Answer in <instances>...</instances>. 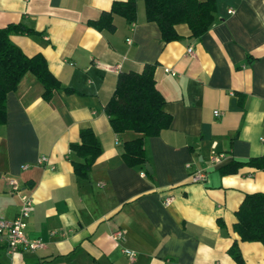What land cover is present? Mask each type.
Wrapping results in <instances>:
<instances>
[{"label": "crops", "instance_id": "0c3cea01", "mask_svg": "<svg viewBox=\"0 0 264 264\" xmlns=\"http://www.w3.org/2000/svg\"><path fill=\"white\" fill-rule=\"evenodd\" d=\"M114 1L0 0V27L21 23L31 30L11 34L12 43L28 56L42 54L71 90L46 101L42 83L28 73L7 95L0 217L15 220L21 210L9 184L16 178L34 201L26 235L42 246L9 254L0 243V264H240L229 253L235 242L242 264H264V245L242 241L234 230L246 194L264 192V170L248 164L221 170L264 156V0H216L208 32L191 38L180 24L183 38L167 43L146 21L141 0L136 22L115 15L113 32L92 26ZM146 65H154L172 123L144 138L145 162L130 166L124 143L140 135L115 133L105 106L119 74ZM85 128L102 154L80 177L69 152ZM214 153L225 156L216 166ZM42 157L48 162L39 165ZM197 169L208 170L204 184L191 181Z\"/></svg>", "mask_w": 264, "mask_h": 264}, {"label": "trees", "instance_id": "16d2710c", "mask_svg": "<svg viewBox=\"0 0 264 264\" xmlns=\"http://www.w3.org/2000/svg\"><path fill=\"white\" fill-rule=\"evenodd\" d=\"M138 1L116 0L110 11L90 24L99 31L116 29L114 16L128 22L137 20ZM145 4L146 21L155 22L160 28L162 41L172 42L183 37L176 26L186 24L191 38H199L208 32L216 20V0H141ZM31 32L23 24L0 27V125L7 121V95L15 91L21 80L32 73L44 87L43 97L50 101L56 91L64 90L60 81L50 72L42 54L28 56L10 40L11 34ZM165 99L156 87L154 65H146L141 72H121L115 91L105 106L112 129L117 134L137 133L140 136L124 143L123 159L130 165L145 162V137L159 136L172 123V116L163 108ZM80 141L70 145V158L77 176L86 177L102 154V146L90 128L82 129ZM248 164L264 170V156L251 158L245 163L229 164L221 168L223 174L235 173L240 165ZM235 232L245 242H261L264 245V192L246 194L236 212ZM238 263L243 259L237 242L229 250Z\"/></svg>", "mask_w": 264, "mask_h": 264}, {"label": "built area", "instance_id": "2783aa9c", "mask_svg": "<svg viewBox=\"0 0 264 264\" xmlns=\"http://www.w3.org/2000/svg\"><path fill=\"white\" fill-rule=\"evenodd\" d=\"M189 53H192V49H188ZM175 75V73H173ZM215 115H219V112L216 111ZM225 159L223 154L214 153L210 159L211 165L216 166L222 163V160ZM47 158L42 157L39 159V165L46 163ZM29 165H24L23 169H26ZM190 164L187 165V168H190ZM208 170L207 169H197L191 172L190 178L191 181L194 183H205L207 180ZM9 184L11 188V192L19 193L22 200V207L15 218V220H8L3 217H0V243H6L7 245V252L9 254L14 253L20 248L33 250L37 249L42 246V242L40 240H30L26 235V228H27V220L30 216L31 212L34 210V201L30 195L21 194L22 187L19 181L16 178H10ZM172 201V198H166L164 204L168 205ZM121 233L116 232L115 236H120ZM125 254H127L131 260L134 259L135 253L130 250H125Z\"/></svg>", "mask_w": 264, "mask_h": 264}, {"label": "water", "instance_id": "95a60500", "mask_svg": "<svg viewBox=\"0 0 264 264\" xmlns=\"http://www.w3.org/2000/svg\"><path fill=\"white\" fill-rule=\"evenodd\" d=\"M146 169L150 171V168H149L148 164H146ZM151 172H152V171H151ZM151 172H150V173H151Z\"/></svg>", "mask_w": 264, "mask_h": 264}]
</instances>
